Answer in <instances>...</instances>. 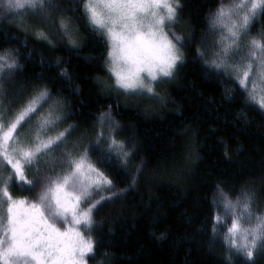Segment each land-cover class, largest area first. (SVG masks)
I'll return each instance as SVG.
<instances>
[{
    "label": "trees",
    "instance_id": "16d2710c",
    "mask_svg": "<svg viewBox=\"0 0 264 264\" xmlns=\"http://www.w3.org/2000/svg\"><path fill=\"white\" fill-rule=\"evenodd\" d=\"M57 2L64 11L44 24L37 16L21 15L23 10L7 9L0 0V52H19L23 65L4 89L7 100L14 101L12 111L40 88L47 87L53 97L59 95L68 113L60 128L77 125L68 139L80 143L79 152L95 140L100 113L110 110L120 126L116 139L132 152L126 168L96 167L112 180V191L129 188L134 178L135 186L93 213L95 231L80 228L94 244L99 242L87 263L264 264V252L249 261L223 241L233 216L224 209L218 188L233 203L242 191L254 194L251 211L264 215V114L258 106L245 103V92L226 93L237 87L234 78L209 71L196 58L197 48H208L209 22L221 0H179L182 7L168 28L169 36L191 37V42L182 49L185 63L174 78L154 89L161 99L125 95L116 89L107 67L108 42L90 28L83 0ZM19 16L24 25L15 21ZM61 19L70 23L78 50L71 49L63 36L53 37L55 48L37 40V31L55 32ZM262 27L264 14L250 28V35L257 36ZM41 55L44 64L39 62ZM58 59L61 63L56 67ZM62 70L69 73L68 81L58 75ZM104 131L107 135L109 129ZM89 155L94 162L95 155ZM27 179H32L30 173ZM18 185L17 181L9 186L13 198L38 203L41 187L21 190ZM217 216L221 224H216Z\"/></svg>",
    "mask_w": 264,
    "mask_h": 264
},
{
    "label": "snow or ice",
    "instance_id": "6c2138e0",
    "mask_svg": "<svg viewBox=\"0 0 264 264\" xmlns=\"http://www.w3.org/2000/svg\"><path fill=\"white\" fill-rule=\"evenodd\" d=\"M4 3L7 9L24 10L21 15L37 16L44 24L56 12L64 11L57 0H4ZM180 7L179 0H83V12L90 28L107 35L111 42L109 71L115 78L116 89L125 95L161 99L154 83H168L174 78L176 69L185 63L182 49L191 42V37L186 39L175 33L170 37L165 32L166 26L176 22ZM262 14L264 0H230L228 4L221 0L209 22L212 34L222 33L221 39L210 46L217 50L211 52V59H205L208 48H197L196 58L217 75L230 79L234 76L237 87L226 89V93L245 92V103L258 106L264 114V27L257 36L248 39L250 28ZM35 35L51 48L57 46L54 36L66 37L73 50L79 47L72 39L70 23L63 19L55 32L37 31ZM19 55L13 51L0 52V204L7 202V223L0 235V261L3 264H85V257L94 255V246L99 242L94 244L93 239H85L80 228L95 231L98 226L93 221V213L135 186L134 178L129 188L112 191V180L96 165H115L124 170L132 152L126 149L124 141L116 139L120 126L110 110L98 115L100 130L95 140L79 152L80 143L68 139L76 124L56 131L68 113L59 95L53 97L47 87L37 90L12 111L14 101L7 100L4 84L23 71ZM31 56L30 51L27 59ZM39 62L46 63V58L41 55ZM60 63L58 59L54 66L59 67ZM58 75L65 81L70 79L67 70ZM105 129H109L107 135ZM90 153L95 155L94 162ZM4 171L9 172L7 177L2 175ZM28 173L32 179H27ZM17 181L21 190L25 186L28 190L41 187L38 203L30 204L23 211L21 206L25 200L13 199L9 192V186ZM218 190L224 209L229 216L236 217L231 219L223 241L229 249L253 261L254 254L264 252V215L257 216L251 211L255 196L242 191L233 203L222 189ZM105 192L109 194L103 195ZM82 205H87L86 210H82ZM238 210L240 214L236 215ZM215 219L216 224L222 223L221 217ZM58 222L70 223L71 227L62 230ZM245 223L254 226L243 227ZM214 231H218L215 225ZM226 260L231 261V256Z\"/></svg>",
    "mask_w": 264,
    "mask_h": 264
},
{
    "label": "rangeland",
    "instance_id": "374dc122",
    "mask_svg": "<svg viewBox=\"0 0 264 264\" xmlns=\"http://www.w3.org/2000/svg\"><path fill=\"white\" fill-rule=\"evenodd\" d=\"M17 11V10H16ZM23 12H24V10H23ZM37 19L39 18V17H36ZM213 18V17H212ZM18 24H21V25H24V21H23V18H22V16H19V17H17L16 18V20H15ZM168 28H169V26H166L165 27V32H168ZM117 30H119V29H117ZM106 31V30H105ZM209 31V33L211 34V37H210V41H209V45H208V50H209V54L207 55V57H208V59H211V52L212 51H216L217 49H214V48H211L210 46L211 45H213L214 44V42L215 41H218V40H220L221 39V36H222V33H220V32H217L216 34H212L211 32H210V30H208ZM169 33V32H168ZM251 34V33H250ZM249 34V37H248V39H251L253 36L252 35H250ZM105 38H106V40H107V42H108V53L111 51V49H112V45H111V42L108 40V37H107V35H105ZM246 63H247V61H246ZM107 67H108V69H110L111 67H112V62H111V59H110V57H109V55L107 54ZM113 78H114V76H113ZM232 78H234L235 79V77L233 76ZM114 81H115V78H114ZM159 84H161V83H154V89L156 90V87L159 85ZM249 87H251V84H249ZM49 103H51V102H49ZM48 107V105L47 104H45L44 105V108L46 109ZM60 130H62V128H57V130L56 131H60ZM60 170L59 169H57V172H59ZM49 175H54V173H48ZM13 199H17V200H23V199H20V198H17V197H14ZM30 204H28L27 202H25V204L23 205V206H21V211H23V209H25V208H27L28 206H29ZM3 206V207H2ZM87 205H82L81 207L82 208H85ZM0 220H2V224H0V235H3V225L4 224H6L7 223V202H5V203H3V205H0ZM237 215V214H236ZM234 218H236L235 216H233V218L232 219H234ZM70 219V218H69ZM247 223H245V224H243V227H246V228H251V227H253L254 226V224H248V225H251L250 227L249 226H247L246 225ZM57 226L58 227H60L59 226V222L57 223ZM71 227V224L70 223H63V227H61L62 228V230H67V229H69ZM82 234V233H81ZM83 235V234H82ZM87 235V234H86ZM86 235H83V237L85 238V239H89ZM239 242H242V241H238V243ZM2 262V261H1ZM3 263V262H2ZM32 264H35V262H32ZM85 264H88L87 263V256L85 257Z\"/></svg>",
    "mask_w": 264,
    "mask_h": 264
}]
</instances>
